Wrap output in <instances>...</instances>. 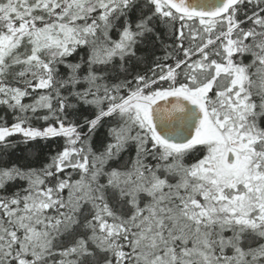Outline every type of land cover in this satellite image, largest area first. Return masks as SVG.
<instances>
[{
	"label": "snow or ice",
	"instance_id": "1",
	"mask_svg": "<svg viewBox=\"0 0 264 264\" xmlns=\"http://www.w3.org/2000/svg\"><path fill=\"white\" fill-rule=\"evenodd\" d=\"M0 106V264H264V0H0Z\"/></svg>",
	"mask_w": 264,
	"mask_h": 264
},
{
	"label": "trees",
	"instance_id": "2",
	"mask_svg": "<svg viewBox=\"0 0 264 264\" xmlns=\"http://www.w3.org/2000/svg\"><path fill=\"white\" fill-rule=\"evenodd\" d=\"M133 19H135V14L133 15ZM161 31H163V29H161ZM115 32H113V35L115 36ZM140 53L145 52L146 50L141 48L138 50ZM158 54H161L158 52ZM170 62V61H169ZM134 70H138V71H145L144 66H140V65H134ZM254 99H256L258 101V97H254ZM25 102H30V100H26ZM83 115H90V113L88 111H85L83 109V107H81L80 109V115L79 118H82ZM0 117H4L6 118L7 122L9 124H11L13 122L12 120V113L6 109L5 106H0ZM2 122V121H0ZM43 121H34L35 126H42L43 125ZM49 123H51V121H49ZM103 133L104 130L102 129L99 136L100 138H103ZM36 148V151L39 153L38 157L35 159L34 161V166L39 167L42 163L47 162V158L50 155H54L56 152H58L63 144L62 138H54L52 140H48V141H36L33 142ZM24 158V153L22 151V149H17L11 156V160L15 161V162H19L22 161ZM186 162L191 163L193 162V157H188L186 158ZM154 163V161H153Z\"/></svg>",
	"mask_w": 264,
	"mask_h": 264
},
{
	"label": "water",
	"instance_id": "3",
	"mask_svg": "<svg viewBox=\"0 0 264 264\" xmlns=\"http://www.w3.org/2000/svg\"><path fill=\"white\" fill-rule=\"evenodd\" d=\"M190 2L199 4V3H203L204 0H190Z\"/></svg>",
	"mask_w": 264,
	"mask_h": 264
}]
</instances>
